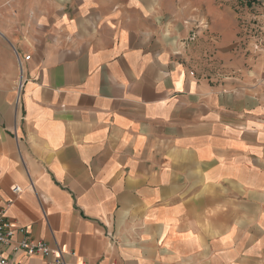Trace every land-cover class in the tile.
<instances>
[{"label": "crops", "instance_id": "obj_1", "mask_svg": "<svg viewBox=\"0 0 264 264\" xmlns=\"http://www.w3.org/2000/svg\"><path fill=\"white\" fill-rule=\"evenodd\" d=\"M218 4L0 0L9 221L66 264H264V51Z\"/></svg>", "mask_w": 264, "mask_h": 264}, {"label": "rangeland", "instance_id": "obj_2", "mask_svg": "<svg viewBox=\"0 0 264 264\" xmlns=\"http://www.w3.org/2000/svg\"><path fill=\"white\" fill-rule=\"evenodd\" d=\"M229 4V7L234 11L236 19H238L236 27V46L240 51L244 53L251 52H263L264 51V11L261 9L259 0H219L221 7H226ZM233 5V6H231ZM224 29L218 28V35L222 34L221 32ZM209 31V28L206 27H194L190 34L189 42L196 40L198 36H203ZM217 34V33H212ZM225 34V33H224ZM205 49L210 47L205 46ZM213 51V50H212ZM198 61V59L196 60ZM204 65L210 64V61H207V58H203L202 62L198 61Z\"/></svg>", "mask_w": 264, "mask_h": 264}, {"label": "built area", "instance_id": "obj_3", "mask_svg": "<svg viewBox=\"0 0 264 264\" xmlns=\"http://www.w3.org/2000/svg\"><path fill=\"white\" fill-rule=\"evenodd\" d=\"M29 59V57H27ZM21 65V63H20ZM22 84L19 85V91H22ZM14 194H19L21 189L17 186L12 188ZM24 235V238L15 242L17 234ZM26 228H18L6 217V209L0 208V248L13 247L15 252H22L27 257L42 256L45 259H51L52 264H66L64 260V252L59 249H52L46 243L32 239L27 235ZM0 264H17L7 258L0 249Z\"/></svg>", "mask_w": 264, "mask_h": 264}]
</instances>
